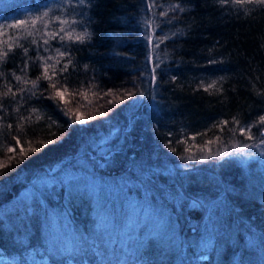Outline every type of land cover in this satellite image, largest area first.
Masks as SVG:
<instances>
[{
    "label": "trees",
    "instance_id": "trees-1",
    "mask_svg": "<svg viewBox=\"0 0 264 264\" xmlns=\"http://www.w3.org/2000/svg\"><path fill=\"white\" fill-rule=\"evenodd\" d=\"M149 2L0 0V23L32 7L49 12L0 35V264H264V145L236 154L259 141L231 131L234 119L246 126L264 115V8L156 0L149 12ZM171 5L185 10L160 16ZM61 16L87 31L83 42L45 35ZM147 35L170 38L150 52ZM221 148L211 165L184 167ZM81 158L97 187L83 179L71 192L58 174ZM47 176L56 187L24 192ZM93 214L106 219L97 229ZM125 218L133 247L119 229Z\"/></svg>",
    "mask_w": 264,
    "mask_h": 264
},
{
    "label": "snow or ice",
    "instance_id": "snow-or-ice-1",
    "mask_svg": "<svg viewBox=\"0 0 264 264\" xmlns=\"http://www.w3.org/2000/svg\"><path fill=\"white\" fill-rule=\"evenodd\" d=\"M86 2V0H79L80 4H84ZM88 2L90 3V0H88ZM221 4H225L228 3L229 0H220ZM230 2L232 4L238 5V6H243L245 4H254L257 6H260L262 8H264V0H230ZM157 3L156 0H150V2L148 3V11L149 12H153V10L157 7ZM179 10L180 12H183L185 9L183 7H181L180 5H171L169 6V9L167 11H162L160 13V16L164 17L168 15V11H176ZM49 17V12L45 11L42 12L41 14L35 16L34 18H30L29 20H21V19H17L14 23H0V35L4 34L5 30H15V29H21L23 26L27 25V24H31L32 26H36L38 22L41 21H45V18ZM174 18V17H173ZM57 22L60 27L58 30L50 32V33H45V35H50L52 38H55L57 36H60V38L63 40L65 37L67 38V40L69 41H73V42H83L85 40V38L88 36L87 31L83 32V33H76L75 29H73L71 26L73 24L78 23L77 20L75 19H68V18H60V17H56L55 21ZM49 22H44L43 27L47 28L48 27ZM147 27L149 29H152L153 25L151 23H148ZM61 33H63L64 35H60ZM170 37H168L167 35H163V36H154L153 35H147L146 39L148 41V45L150 52L154 51V49L156 47H159L160 44H163L165 40L169 39ZM33 43H35V41H33ZM45 44L48 43L47 40L44 41ZM27 52V49H25V53ZM60 58L62 59L64 56V53H60ZM7 53L0 51V57H6ZM47 59L52 60V57H48ZM148 62L151 63L152 62V57L151 55L148 57ZM213 63H215V61H212ZM57 63H59V61L57 60ZM48 67L49 65L44 64V77L46 79L51 80L52 77L48 75ZM54 67V66H53ZM68 67L67 64H65L63 66L64 70H66ZM159 67V64H155L154 67L152 68V74H151V82L153 85H155L156 80H157V76L155 74L156 69ZM25 68H27V62L25 63ZM17 81L21 80L20 76L16 77ZM39 79V78H38ZM33 87H36V81H33ZM51 87L56 88V84L52 83ZM216 88V84L212 83V84H208L204 87V91H209V89H214ZM217 91H219V89H216ZM9 92H11L12 90L9 88L8 89ZM21 91H23V89H21ZM67 91V89H63V91L59 88H57L56 90V95L60 96L61 98H63V92ZM8 93H4V95H7ZM13 96L16 95V93H12ZM129 96H132V93L129 92L128 93ZM141 95H143V93H141ZM111 103V101H110ZM30 117H24L22 118L23 120H29ZM77 119L79 120L80 117L77 116ZM234 123H235V127L231 129V131L233 133L239 132V134L241 136H243L246 140L249 141H256L258 140V143H253V144H244L243 148L238 149L237 151L240 152L241 154H243L244 149L245 148H260L261 145H264V115L259 116V118L253 122L250 123L246 126H240V121L235 120L234 119ZM228 122L224 121L221 122L219 127L221 129V131H223V129L225 127H227ZM9 128L12 127V125H8ZM256 129L255 132H253V129ZM17 139V145L20 144V140L18 138ZM218 139V138H217ZM208 143H213V141H208ZM46 146V145H45ZM14 148L10 147L8 150L9 152H14ZM21 151H23V147L21 146ZM32 151H36L35 148L32 149ZM221 155H224L223 153H221ZM231 155V154H229ZM261 155H264V152L261 153Z\"/></svg>",
    "mask_w": 264,
    "mask_h": 264
},
{
    "label": "rangeland",
    "instance_id": "rangeland-1",
    "mask_svg": "<svg viewBox=\"0 0 264 264\" xmlns=\"http://www.w3.org/2000/svg\"><path fill=\"white\" fill-rule=\"evenodd\" d=\"M62 1V0H61ZM64 2V1H63ZM40 10V11H44V8L43 7H32L30 9H28L26 11V14L25 16L22 15V18L21 19H30V18H34L35 16H37V11ZM60 18H65L64 16H61ZM12 19H20L18 17L16 18H12ZM104 141V140H103ZM102 143V142H101ZM103 146L99 147V154L98 155H102L104 152H105V145L102 144ZM234 149L233 146H231ZM252 151H255L254 148H250ZM238 149H236L234 152L237 154V153H240L237 151ZM248 149L244 150V155L247 154V151ZM237 151V152H236ZM210 151H207L206 152V155H204V157H195V158H192V159H196L195 161V164H192V165H184V167H191V166H195L197 168H203L202 163L205 162L207 163L208 162V165H211L212 162H210V160L214 159L215 157L217 156H222L221 153L224 154L225 152V149L224 148H221L220 150H215L211 153H209ZM260 152H264V146L263 148L260 150ZM249 158L251 157H255V156H249ZM247 157L246 155V158L245 161H247V159L249 160V158ZM262 158H264V155H261ZM199 174V173H198ZM197 173L195 174L196 176L195 177H192V182L193 183H201V178H202V175L199 174L198 175ZM50 175V174H48ZM58 175H61L60 177H58V181H63L65 182L68 187L70 186V189L71 192H74V188H76V186L74 185L76 182L78 181H81L83 179L86 180V184L87 186L91 187V189L93 188H96L97 187V179L95 177H93L92 175H95L94 172H93V169H92V164H89L85 159H77L76 162H74L72 165L69 166V168L67 169H64L62 170ZM212 177V176H211ZM84 182V181H82ZM32 185V187H31ZM30 186H27V188L25 189L24 192H27V195L30 194V196L32 195H35L37 194L36 192H40V191H46V189H49L53 186L56 187L57 185V181L55 179L54 176H47V177H38L37 179H35L32 184ZM74 186V187H72ZM196 194V193H195ZM192 202H196L197 200L192 197L190 198ZM208 201V200H207ZM191 203V202H190ZM209 205V204H208ZM151 206L152 208L154 209H159V202L158 201H154L152 200V203H151ZM136 210L139 209V207L135 208ZM157 213V212H156ZM219 219H221L220 215H218ZM91 217L94 219L93 221V225H94V228L97 229L99 227V225L103 222H105L104 220H106L105 218H102V216L100 214L98 215H91ZM131 218H125L124 220V226H120L119 229L121 230V234L123 236V238L125 237V239L127 240H130L131 242L129 243L130 245L126 246L125 247H133V244H132V241L135 239L136 235L135 233L133 234V232H129V229H128V226L131 222L130 220ZM164 221V220H163ZM160 223V222H159ZM220 223H217V229L220 228ZM55 226L59 227L56 223L54 224ZM123 225V224H122ZM108 228H110V226H108ZM152 230H153V233L157 230V227H156V223L152 226ZM159 235V234H157ZM174 236V237H173ZM169 239H168V236L165 237V240L166 241H169L170 243L173 242V244H177V243H181L182 239L179 237V236H175L174 234L171 235L169 234ZM158 240L161 238L159 236H157ZM161 240V239H160ZM123 244H124V241H123ZM129 249V248H128ZM133 250V249H132ZM132 250H130L129 252H131ZM206 256H203L201 259H204Z\"/></svg>",
    "mask_w": 264,
    "mask_h": 264
}]
</instances>
